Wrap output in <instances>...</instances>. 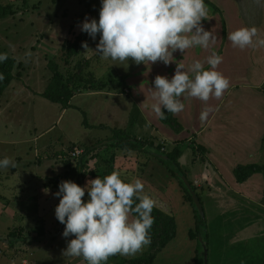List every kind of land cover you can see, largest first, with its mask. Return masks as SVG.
Masks as SVG:
<instances>
[{"label":"rangeland","instance_id":"rangeland-1","mask_svg":"<svg viewBox=\"0 0 264 264\" xmlns=\"http://www.w3.org/2000/svg\"><path fill=\"white\" fill-rule=\"evenodd\" d=\"M0 2L2 4L13 3L16 9L15 15L0 20V53H7L8 56H14L18 61H21L22 68L16 70V74L20 72L21 77L23 76L25 67H30L32 62L34 63L33 51H31V49L35 51L40 45H44L47 49H51L50 52L52 53L56 52L58 56H55V59L60 62L65 79H68L78 71L81 64L87 59H91V66L85 69L86 77L90 79L91 76L89 72L93 73L97 81L112 83V92L117 93L131 92V89L137 86L138 81H141L143 84L136 89L144 88L143 91L145 92L148 88L154 87V80L157 76H163L164 73L171 71L168 76L165 74L166 77L171 79L175 74L172 72H175L177 63L184 64L183 61L185 56L179 51L174 53V60L170 65H165L162 61H158L155 64L149 63L148 65L143 63L137 65L132 61L121 64L119 61L102 59L101 55L96 51L100 38L99 35L94 41L88 34L83 33L80 29V25L86 17L89 19H99L101 0H0ZM210 6L215 14L221 16L215 6ZM222 16L221 19L223 18ZM79 17H81V20L76 22V19ZM207 17L210 16L208 15ZM221 21L225 27L224 20ZM224 27L222 30L223 44L228 34L231 33L228 25L227 28L229 31ZM85 41H87L89 45L88 49H84L81 45V42L83 43ZM67 43L68 45L78 43L81 45L80 53L70 59L69 64H65L61 61L62 58L63 60L65 58V52H62V46ZM37 64L38 63L35 64L36 67ZM221 71L223 75L225 72H228L227 63L223 64V69H221ZM148 79H152V82L151 80L148 81ZM229 81V89L233 91L231 79ZM121 98L129 100V98L124 96ZM148 100L152 104L155 103L153 95H148ZM84 101H86V104L90 107V103L94 101V98L92 97L91 100L86 98ZM228 102H231V97L228 98ZM125 103L126 109H123L121 105L116 106L111 103L109 111H106L102 117L89 114L92 118V120L89 118V122L97 123L100 122L99 120L110 121L115 119V117L120 119L118 122H122L125 120L123 114L125 110L128 112L129 108L130 115L131 112H133L132 117H140L141 114L139 109L137 108V110H134L133 108H136L134 104L133 107H131L128 102ZM250 106H253V104H250ZM242 108H245V111H253L251 107L247 109V103L242 104V102H236L235 107L232 109L231 104H229L228 110L231 113V117L241 121L240 123H242L244 119H248L250 124L242 128L243 132L248 134L255 133L256 125L260 122V118L257 115L255 120L254 115L250 113L248 116H244L243 112L245 111L242 112ZM62 109H64V107L61 104L52 102L47 98L38 100L35 106L29 107V105H27L24 110L25 122L23 128H19L16 123H13L12 125L14 128L4 127L1 129L0 155L5 154V157L11 158L12 160L14 156L21 152L25 155L26 150L29 148L28 145L30 144L18 145L16 144L17 140L26 136L32 138L31 135L35 133L33 128L34 123L37 124L36 128L39 131H41L42 127L46 128L47 123L55 122L56 124L58 117L62 114ZM81 111L82 110H77V108L72 105L67 107L65 114L62 115L63 122L57 124L50 135L53 139H56V137L65 133V137H60L61 143L52 144L48 150L46 149V153H51L53 160H56L55 163L59 164L58 167H60V170L57 176L59 175L60 179L58 178V183L64 180H71L76 183L79 182L77 167L80 164V160L84 163L82 169L85 174L83 176L84 186L89 180L98 178V175L103 173V171L111 165L116 169H120V171L122 169V175L127 177L130 182H132L131 179H133V181L135 179L142 180L145 185V193L151 196L156 204L163 200L164 204H166L165 207L168 209L166 211L172 213L176 217L178 224V234L174 240L175 242L172 241L174 243L171 242L172 244L170 243L171 245L158 255L154 264H197V256L204 259L203 240H205L208 245V264H264V208L260 207V205L252 204L250 201L237 194L235 192L236 190L228 188L225 177L229 180V174L225 173V177H222L223 180L219 174H215L216 178L222 181L219 191L213 189L211 185L204 184L205 182L196 181L204 168H206L202 164L203 158H201V156L207 154V149H203V146L195 140L197 134L193 135L190 133L187 139L181 142L180 147L186 151L184 158L185 163L183 165L181 163L178 164V173L180 176H185L195 185V193H198L202 199L204 218L206 219V223L203 226L206 231L205 234L198 235L197 238L191 239L190 230L193 229L196 231L198 221L196 218L197 205H193L190 200L186 199L188 193L181 185V181L171 173L178 185L174 188L171 184V180L169 182L172 176L170 174L167 176L160 172V169L165 165L161 163L162 161L156 162V166H153V168H151V164L149 163L152 156H158L157 158L159 159L164 153L173 150L175 147H179V145H176L177 143H168L161 135L155 137L154 140L150 137H147V140H140L136 138L137 135L133 137L126 133L127 137L134 141H139L137 142V144H139L137 150L128 151L113 145L115 142L112 141L114 132H111V129L113 130L115 128L113 126H111L112 128L108 127L106 129L99 126L89 127V124H85L87 128L86 132L82 131V128H78V124L76 123L78 121L77 114L84 118L83 114L80 113ZM83 129L85 128L83 127ZM68 136L72 137V139L68 140ZM99 137L101 139H99ZM63 144L66 146V150H63L64 154H61ZM244 144H246V149L248 148L247 145H250V143H246V141ZM261 144L262 148L258 158L259 163L264 164V139L260 142V145ZM31 145L35 144L32 143ZM75 146L80 147L84 152L89 148H96L94 151L89 152L83 159L81 158L83 154L80 157L71 158L69 153L72 151L71 147ZM197 159H199L197 162L198 166H195V160ZM211 163H214V160ZM31 170L35 171V168L32 167ZM18 174H20V177L24 180H27L29 177L25 176V174L20 171ZM34 176L37 175H30L31 179H33ZM85 202H87V199ZM200 213L201 211H199V214ZM257 217L259 219L256 224L261 228L259 230L257 228H252L253 222H255L254 220ZM130 219H135V217L131 216ZM6 222V220L0 219L1 231L5 232ZM39 224L33 223L30 226L33 227V231L29 234L26 232L22 234L19 231V229H21L20 226H17L14 231L6 235H0V261L6 259L8 260L7 263H12L13 260L20 261L21 259L19 258L18 260L17 256H22L21 253H19L21 251L19 247L22 246L28 247L29 255L27 256L32 262H37L38 264H70L69 262L72 264H86V261H84L82 257L77 258L63 255L67 247L68 239H74L75 237L66 239L60 234L54 249L50 248L52 247L51 245L55 243L50 237H46L43 239L44 241H40L41 247L43 248L41 251L35 248L37 243L29 246V243L25 241L37 236ZM45 224L49 229L53 230L55 228L52 227L49 222H45ZM148 252L149 245L145 246L135 255L125 256L116 254L110 256L107 264H118L128 259L141 257ZM1 253H3V255H1Z\"/></svg>","mask_w":264,"mask_h":264},{"label":"crops","instance_id":"crops-1","mask_svg":"<svg viewBox=\"0 0 264 264\" xmlns=\"http://www.w3.org/2000/svg\"><path fill=\"white\" fill-rule=\"evenodd\" d=\"M205 5L210 17L202 21V24L205 30L212 31L216 38L215 43H210L207 49L193 47L186 50L183 65L187 70L193 62L199 60L204 63V67L207 69L209 68L206 63L208 57L213 54L222 56L223 61L215 70L222 73L223 64H228V72H225L224 75L229 80L231 79L233 91L228 88L222 97L217 99L213 96L207 102L190 97L187 94L182 96L180 99L184 103L185 108L179 114H175L177 120L184 126L182 132L174 131L170 126L162 122L160 117L155 115L151 108L152 103L148 100V95H153V89L150 87L145 92L143 91L144 88L136 89L143 84L141 81H138L137 86L131 89L129 93L112 92V88L103 91L86 90L78 92L73 96L70 104L77 110H82L80 113L83 114L84 118L76 113L78 116L76 123L78 128H82L84 132L87 131L84 123L86 121L89 127L99 126L107 129L113 126L115 128L111 129V132L117 129L124 130L130 136L134 137L137 135L136 138L140 140H147V137L154 140L155 137L161 135L168 143H177L176 145L179 146H181L183 140L187 139L188 134H197L195 140L203 146V149H207V154L201 156L203 158L202 164L206 168H204L196 181L205 182L204 184L211 185L213 189L219 191L222 181L216 178L215 174H219L221 178L225 177V173L229 174V180L225 177L228 188L236 190L237 194L252 204L260 205V207L264 208V172L254 174L243 183L238 182L234 174V169L237 165L259 163L258 157L262 148L260 142L264 139V44L259 43V41H264V0H205ZM210 5L217 7L218 12L221 16L223 15L222 19L220 15L213 12ZM221 20H224L225 27ZM227 25L230 27L231 32L241 28H255L256 36L254 37L253 45L245 49L233 47L231 41L228 44L227 37L223 44L222 30L224 27L229 31ZM31 51H33L34 63L32 62L30 67H25L23 76L14 79L1 98L0 134L1 129L4 127L14 128L13 123H16L19 128L24 127V110L27 105L29 107L35 106L38 100L45 98L43 94L53 80V72L49 68V60L58 56L56 52H50L51 49H47L44 45H40L35 51L31 49ZM35 62L38 63L37 67ZM170 72L164 73L163 76L165 74L168 76ZM149 80L152 82V79ZM122 96L129 98V100L122 99ZM92 97L94 101L88 107L87 102L84 100L86 98L91 100ZM229 97H231V102H228ZM125 102H128L131 107L134 104L136 106V108L133 107L134 110L138 108L142 116L132 117L133 112L130 115L129 108L128 112L125 110L123 114L125 120H121L122 122H118L120 119L116 117V120H99L100 122L97 123L89 122L92 120L89 114L102 117L106 111H109L111 103L116 106L121 105L123 109H126ZM236 102L247 103V109L251 107L253 110L245 111V108H242V112L245 111L243 112L244 116H248L250 113L254 115L255 120L257 115L260 118V122L256 125L255 133L248 134L242 131L245 125L248 126L250 124L248 119H244L240 123L241 121L231 117V113L228 110L229 104H231L232 109L235 107ZM250 104H253V106H250ZM209 108L211 111L208 114V118L202 121L201 114ZM66 109H62V114L58 117L56 124L55 122L47 123L46 128L42 127L41 131L36 128L37 124L34 123L35 133L31 135L32 138L26 136L17 140L16 143L18 145L30 144L26 154L24 155L20 151L21 153L13 157V161L16 164L15 168L0 169V219L7 221L5 223L7 224L5 225V232L0 230V232H3L0 235H6L14 231L17 226H20L21 229L19 231L22 234L24 232L29 234L33 231V227L30 226L33 223H40L37 236L30 238V242L25 241L29 243V246L37 243L35 248L39 251L43 249L40 241L50 237L55 242L50 248L54 249L56 241L59 239L60 234L62 235L63 233V231L59 232L56 230L57 222L59 221L55 216V209L59 204V198L54 195L59 189L58 178L60 179V177L57 174H59L60 167H58L59 164L55 163L56 160H53L51 153H46V149L48 150L52 144L61 143V136L65 137V133H62L56 139H53L50 135L56 125L63 122L62 115L65 114ZM1 137L2 135H0V140ZM67 139L70 140L72 137L68 136ZM99 139L101 138L99 137ZM245 141L250 143V145H247V149L246 144H244ZM32 143L35 145H31ZM63 150H66L64 144L62 145L61 154H64ZM182 151L183 154L178 162L183 165L186 151L184 149ZM4 155L1 154L0 159L5 158ZM213 160L214 163H211ZM198 161L199 159L195 160L196 164ZM156 162H161V160L157 156H152L149 161L151 168L156 166ZM196 164L195 166H198ZM163 166L160 172L167 176L169 174L172 176L170 170L165 165ZM32 167L35 168V171L31 170ZM19 171L23 172L25 176H29L27 180L20 177ZM34 174L37 176L31 179L30 175ZM131 180L133 182V179ZM170 180L174 188L178 186L173 176L172 179H169V182ZM45 189L50 190L48 194L45 193ZM258 219L257 217L254 220L252 228L259 230L261 228L256 224ZM45 222H49L55 228L53 230L47 228ZM19 248H21L19 253L22 256H17V259L19 260L20 258V261L13 260L12 263H7L8 260L6 259L0 261V264H38L37 262H32L27 256L29 255L28 247L20 246ZM69 263L72 264L71 262Z\"/></svg>","mask_w":264,"mask_h":264},{"label":"clouds","instance_id":"clouds-1","mask_svg":"<svg viewBox=\"0 0 264 264\" xmlns=\"http://www.w3.org/2000/svg\"><path fill=\"white\" fill-rule=\"evenodd\" d=\"M207 16L205 0H101L99 19L86 17L80 29L94 41L99 35L96 51L102 59L170 65L178 51L184 54L190 48L207 49L215 43L212 31L202 24ZM255 36V28H241L227 39L233 47L245 49L253 45ZM82 47L89 48L87 41ZM8 58L7 53H0V63ZM222 61V56L213 54L207 58L208 69L197 60L187 70L177 63L171 79L157 76L151 106L155 115L164 119L165 113L182 112L185 105L180 98L185 94L204 102L222 97L230 87L229 79L215 70ZM3 79L0 73V81ZM210 111L201 114L202 121ZM9 167H16L11 158L0 159V169ZM144 189L142 180L125 182L117 172L89 180L85 186L62 181L54 194L59 198L55 216L66 226L62 236L75 237L68 239L63 255L82 257L86 264H107L110 256L135 255L149 245L156 202ZM44 191L48 194L50 190ZM86 193L87 202L83 199ZM133 215L136 218L130 219Z\"/></svg>","mask_w":264,"mask_h":264},{"label":"trees","instance_id":"trees-1","mask_svg":"<svg viewBox=\"0 0 264 264\" xmlns=\"http://www.w3.org/2000/svg\"><path fill=\"white\" fill-rule=\"evenodd\" d=\"M217 8V7H216ZM16 14V9L13 3L2 4L0 2V20L7 18L8 16H12ZM81 17L76 19V22L80 21ZM73 27V26H72ZM82 45V42H81ZM80 43L78 44H64L62 46V52H65L64 60L63 58L61 61L65 64L70 63V59L77 56L80 53L81 48ZM61 50V49H60ZM60 54V53H59ZM56 57L49 60V68L53 72V80L50 86L47 88L43 96L49 99L52 102H56L61 104L64 108L71 106L70 101L73 96L78 92H83L86 90H94V91H103L108 88H113V84L110 82H100L97 81L96 77L93 73H90L91 78L88 79L85 75L86 70L89 66H91L92 60L87 59L84 63L81 64L78 71H76L73 75H71L68 79H65L64 73L61 70L60 62L55 59ZM22 68V63L18 61V59L14 56H9L8 60L4 63H0V73L4 75V79L0 81V102L1 98L5 92V90L11 85L14 79L20 78L21 73L18 72L16 74V70ZM67 78V77H66ZM112 84V86H111ZM111 86V87H110ZM166 118L162 119V122L170 126L176 132H182L184 130L183 124L177 120V117L170 113H165ZM87 125L88 123L84 121ZM112 141H115L113 145H116L120 148H124L128 151L137 150L139 148L138 140L134 141L131 138L126 136V131L124 130H114V138ZM96 146V145H95ZM96 147L89 148L85 150L81 158L83 159L89 152L94 151ZM74 147H71L73 150ZM183 151L182 148L175 147L173 150L164 153L159 159L164 163L174 177H176L179 181H181V185L186 189L188 195H186V199L190 200L193 205L196 203L194 202L193 193L188 187L186 186V182L180 174L178 173V160L182 156ZM158 157V156H157ZM83 161L80 160V164L77 167V171L79 172V185L84 186L83 176L85 175L83 172ZM113 172H117L120 174V177L125 182H129L127 177H124L123 171L120 169H116L113 165L106 168L103 173L99 174L98 177L103 178L104 176L110 175ZM264 172V164L262 163H255V164H240L237 165L234 169V174L236 180L240 183L246 182L249 180L254 174ZM191 183V182H190ZM192 185L193 190L195 191V185ZM196 192V191H195ZM196 195L199 197L201 203L202 199L198 193ZM87 199V193L83 199ZM164 201L161 200L156 204L155 208L153 209L152 216L154 217V224L150 230L151 236V243L149 244V252L141 257L128 259L118 264H154L158 255L169 246V244L175 240L178 234V224L176 221V217L166 211L168 210L165 207ZM197 226L196 231L193 229L190 230V237L191 239H195L198 235L205 234V230L203 226L206 223V219L204 218V211L202 207V212L199 214V210L197 209ZM135 218L136 216L133 215ZM58 226L56 228L57 231H64L65 225L57 222ZM208 238V237H206ZM26 240V239H25ZM31 240H27L30 242ZM204 254V250H203ZM197 264H204V259L196 257Z\"/></svg>","mask_w":264,"mask_h":264},{"label":"water","instance_id":"water-1","mask_svg":"<svg viewBox=\"0 0 264 264\" xmlns=\"http://www.w3.org/2000/svg\"><path fill=\"white\" fill-rule=\"evenodd\" d=\"M181 177H182V179H184V180L186 181L188 188H189V189L192 191V193H193L194 201H195V203H196V205H197L199 211L202 212L203 204L201 203L199 197L196 195L195 191L193 190L190 181H189L185 176H181ZM203 247H204V264H208V252H209V250H208V245H207V243L205 242V240H203Z\"/></svg>","mask_w":264,"mask_h":264},{"label":"built area","instance_id":"built-area-1","mask_svg":"<svg viewBox=\"0 0 264 264\" xmlns=\"http://www.w3.org/2000/svg\"><path fill=\"white\" fill-rule=\"evenodd\" d=\"M84 153L80 147H74V149L69 153L71 158L80 157Z\"/></svg>","mask_w":264,"mask_h":264}]
</instances>
